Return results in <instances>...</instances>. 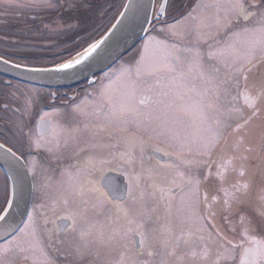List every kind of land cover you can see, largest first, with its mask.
I'll return each mask as SVG.
<instances>
[{"label": "flooded vegetation", "instance_id": "af4514ba", "mask_svg": "<svg viewBox=\"0 0 264 264\" xmlns=\"http://www.w3.org/2000/svg\"><path fill=\"white\" fill-rule=\"evenodd\" d=\"M92 2L97 9L94 14L100 15L99 21L104 17V0H0V58L29 67H47L63 61L77 45L73 44L74 30L81 26L83 29L80 31L85 34L90 28L83 25L88 21L89 3ZM194 2L196 0H167L165 12L154 19L152 24L156 25L152 30L158 31L162 25L160 33L163 34L165 24L184 16L188 4L191 7ZM73 22L77 25L74 30ZM113 66L107 74L101 73L71 86L46 87L8 79L0 74V142L20 155L32 181L30 206L20 228L26 221H32L34 241L31 252L37 259L42 257L44 262L50 261L53 254L60 264H72V257L83 259L96 252L112 259L123 253L135 258L137 264H149L155 251L160 258H167L177 254L185 243L173 239L168 225L173 212L177 214L179 209V204L175 205L173 201L189 185L186 178L192 177L190 172L175 187L154 184L165 210L160 224L161 233L155 244L146 241L150 225L146 228L143 224L149 214L143 198L140 202L144 209L135 223H130L131 231L122 234L121 218L128 217L124 203L130 195L134 199L138 179L149 171L146 168L152 163L169 166L178 160L147 135H139L137 122L132 116L127 117V124L109 117L106 115L110 110L107 102L97 111L102 88L109 85L110 80L114 81V75H110L114 72ZM212 66L215 65L210 62L209 67ZM213 77L212 71L205 69L209 98L229 93L216 89ZM156 87V92L151 90L148 93L152 99L166 97L167 92ZM210 104L214 105L213 102ZM9 110L18 116L15 127L5 115ZM45 114L50 126L41 135L38 124ZM129 137L135 140L132 146L126 143ZM37 140H40L39 145ZM107 175L125 193L120 200L101 195L108 190L105 186ZM160 188L165 191L161 192ZM225 216L226 220L223 224L220 222L221 225L217 219L210 218L211 257L208 264H239L241 249L238 246L232 249L227 241L238 245L244 227L255 229L250 231V235L264 236V219L233 220L228 213ZM78 221L82 223L78 224ZM137 232H142L144 237L146 235L143 245ZM60 236H66V246L79 243L80 251L70 255L69 249L54 250V242ZM95 244L100 246L99 251L88 249L89 245ZM0 246L6 247L5 240L0 242ZM8 258V251L0 252V264Z\"/></svg>", "mask_w": 264, "mask_h": 264}, {"label": "rangeland", "instance_id": "374dc122", "mask_svg": "<svg viewBox=\"0 0 264 264\" xmlns=\"http://www.w3.org/2000/svg\"><path fill=\"white\" fill-rule=\"evenodd\" d=\"M104 1V16L107 11L125 2V0ZM89 4L88 21L83 25L85 28L92 27L100 17L98 13L94 14L97 9L92 5L93 2ZM240 4H243L248 12L256 14L247 21L242 16L237 18ZM172 5L173 2L170 3V6ZM101 7L100 3L99 12ZM260 9H264V3L261 0H196L193 6L185 10L187 13L184 16L175 21H168V24L164 23L163 34L151 30L134 50L113 66V74L118 73L121 68L134 66L144 52L145 41H166L167 52L154 55L166 56L165 62L174 70L168 71L162 68L157 76L148 78L142 87H148L156 92V86H158L167 94L166 97L152 99L150 104L141 108V112L146 113L149 120L137 124V132L142 136L147 135L153 143L160 144L172 154L178 151L176 146L178 140L186 141L194 148L191 152L182 153L185 160L194 161L192 164H182L177 161L169 166H160L152 163L146 168L149 171L138 179L137 192L133 194L134 199L130 195L128 201L124 203L128 208V217L126 215L121 218L122 234L130 232V223H135L138 214L144 209L140 202V198H143L147 202L146 209L149 213L143 224L146 228L150 225V231L145 238L152 245L155 244L161 233L160 224L165 210H163L159 192L154 184L173 185L175 182L177 185L181 183L183 180L177 177V172H183L184 177L190 172L193 178L201 181L199 185L201 203L197 207L195 216L190 214L191 208L195 206L196 189L194 186L188 185L176 195L173 201L175 205L179 204V209L177 214L173 212L168 226L172 229L173 239L181 240L180 242L185 241V243L182 244L177 254L167 256V258H160L159 253L155 251L149 264H208L211 257L210 218L217 219L218 225L223 224L224 219L226 220L225 213H228L233 220L239 218L264 219V100H257L255 106L251 108L246 101V95H255L254 86H259L262 75H264V32L261 31L264 29V21L260 19ZM190 13L193 15L190 16ZM227 21L231 23L224 27ZM76 26L73 22V30ZM169 26H174L176 35L168 31ZM246 28L249 31H243ZM76 29L72 36L73 39L80 38L83 34L80 31L83 29L81 26ZM234 33H239V35H233ZM85 45L78 46L71 52L81 50ZM226 45H233L235 51L233 48H227ZM217 50H222V54L209 55L210 51L216 52ZM249 51L254 56L252 60L254 67L250 72L234 70L239 67V63H243L242 60L233 68L228 67L233 64L236 56ZM210 62L215 66L209 67ZM205 69L212 71L214 76L212 80H216L214 83L216 89L229 93L221 97L209 98V83L205 79ZM112 79L114 80L111 84L112 100L118 108L126 86L123 81L117 79L116 75ZM221 81L226 82L221 83ZM210 102H213L215 107L209 108ZM201 111L209 121L220 120L218 129L220 140L209 155H203L195 150V144L203 134L199 119ZM5 115L15 127L17 114L9 110L5 112ZM245 120L248 121L247 124H244ZM237 124H243V128L233 132ZM149 127L157 128L159 134L146 131L145 129ZM230 157L233 158L231 164H225ZM200 161L205 163H200ZM221 167H223V172H221ZM3 177L6 178L0 170V194L5 190V182L8 184V180H4ZM234 185L241 189L237 193L238 200L233 201L230 209L226 210L223 203L225 194L220 189L225 188L232 191ZM243 185H247V188L242 187ZM205 194H207L206 203L203 202ZM213 196H216L217 200L213 201ZM210 213L215 215H210ZM79 223L82 222L78 221ZM28 224L29 227L19 246L5 244L9 258L4 260V264H60V260L55 259L53 254L48 262H44L42 257L37 259L32 254L31 247L34 241L32 221H28ZM66 243V236L57 237L54 250L69 249L70 255H75V252L80 251L79 243L76 244L77 246L75 242L73 246H66ZM88 249L99 251L100 246L89 245ZM134 259L123 253L112 259L95 252L89 253L83 259L72 257L71 261L72 264H137Z\"/></svg>", "mask_w": 264, "mask_h": 264}, {"label": "snow or ice", "instance_id": "6c2138e0", "mask_svg": "<svg viewBox=\"0 0 264 264\" xmlns=\"http://www.w3.org/2000/svg\"><path fill=\"white\" fill-rule=\"evenodd\" d=\"M262 3H264V0H261ZM256 6V5H253ZM166 8V4L162 5L161 12H163ZM256 13L248 12L247 9L243 6V4L239 5V10L237 12V18L243 17L245 21H247L251 16L255 15ZM260 19L261 21H264V9H260ZM123 15V14H122ZM190 16L193 14L190 13ZM231 21H227L224 24V27H227ZM115 27V26H114ZM169 32H172L173 35H176L174 31V26H169L168 28ZM243 31H249V29H244ZM262 32H264V29H261ZM233 35H239V33H234ZM166 41H145L144 45V52L141 54V58L134 64V66L127 67V68H121L118 70V73L110 74V75H116L118 80H121L125 83L126 91L124 92L121 102L119 104V109H117L116 103L112 100V88L111 84L113 81L110 80L109 85L104 86L101 91V99L99 102V107L97 108V111H100L104 103L107 102L110 105V110L106 114L109 117H115L120 119L124 124L128 123L127 117L130 115L132 116L137 124L141 123L142 121L149 120V117L146 113L141 112V108L146 107L150 101L152 100V97L148 94L151 89L148 87H142L147 81L148 78L155 77L157 74L161 71L162 68H166L168 71H173L174 69L165 61L167 60L166 56H159L154 55L155 53L160 52H167V49L165 47ZM97 45L93 44L81 57V60L84 59V57L88 56L90 52L94 51L96 49ZM227 48H233V45H226ZM222 54V50H217L216 52L210 51L209 55H220ZM170 55V53H169ZM254 56L251 51H249L246 54L238 55L234 58L233 64L228 65V67L233 68V66L239 61H243V63H239V67L234 68L235 71H243V72H250L251 69L254 67L252 64ZM81 60H76L75 63L79 64ZM247 65V67L245 66ZM73 66L72 63H64L60 65L59 67L67 69L71 68ZM203 74V73H202ZM245 80L247 81V77H245ZM226 81H221V83H225ZM255 87V95H246V101L248 103V106L254 107L257 100H264V75H262L261 81L259 86ZM139 94V98H137ZM209 108L215 107V105L209 104ZM235 110V109H233ZM255 115V113H253ZM47 114L41 116V120L44 121L45 127H49V121L46 119ZM200 124L202 128V135L199 139V141L195 144V150L198 153H201L203 155H209L215 149L217 143L220 140V132H219V126H220V120L214 119L212 121H209L207 116L203 113V111L199 114ZM247 120L244 121V124H247ZM243 128V124H237L236 128L233 129V132H236L237 129ZM146 131H151L154 133L159 134L158 129L155 127H149L145 129ZM163 131V130H160ZM43 135V129L42 133ZM174 139H176L174 137ZM36 143L39 145L40 140H37ZM126 143L130 146L134 145L135 140L134 138H127ZM177 149L178 151L176 153H173L171 155H175L176 159L180 161L182 164H192L194 161L185 160L182 153L184 152H191L194 150L193 145L189 144L186 141H177ZM10 151V150H9ZM165 155H170L169 153H165ZM131 158V157H130ZM233 158H229L225 161V164H231ZM200 163H205L204 161H200ZM221 172H223V167H221ZM177 177H179L181 180H185L184 173L183 172H177ZM241 175H243V172H241ZM207 179V177H205ZM186 183L189 185H192L196 189V199L194 200V205L191 210L190 214L192 216L196 215V210L199 204L201 203V200L199 199V185L201 181L199 179H195L193 177H187ZM105 186L108 189L107 191H104L101 193V195L105 197H111L114 200H120L122 197L125 196V193L121 191V188L111 179L105 180ZM173 186H177L175 182H173ZM242 187L247 188V185H243ZM240 187L233 186V190L229 191L228 189L221 188L220 191L224 192V207L225 209H230L231 204L233 201H237V193L240 191ZM160 191H165L164 188H160ZM131 192V188L129 187L128 193ZM212 200H217L216 196L212 197ZM207 202V194L204 196V201ZM9 204H14L15 202L13 200L8 201ZM5 211H10V209H5ZM125 214H126V210ZM210 215H215L214 213H210ZM29 217H31V213H29ZM7 217L0 216V220H6ZM29 227L28 222L26 221L24 223V227L19 228L18 232H16L15 235H11L13 232L12 229H9L8 232L5 233V244L6 245H17L19 246L22 243V238L26 234V229ZM138 228H142V225H138ZM131 231V229L129 230ZM250 231L254 232V228L250 227H244L241 230L240 233V239L238 241V245L234 244L233 241L228 240L227 243L231 245L232 249H235L237 246L241 249L240 251V259L239 264H264V236L258 238L257 235H250ZM11 235V238L8 237ZM137 235H140V244L143 245L144 243V234L142 232H137ZM7 248H4L0 246V252L7 251ZM21 251L23 249L21 248Z\"/></svg>", "mask_w": 264, "mask_h": 264}, {"label": "water", "instance_id": "95a60500", "mask_svg": "<svg viewBox=\"0 0 264 264\" xmlns=\"http://www.w3.org/2000/svg\"><path fill=\"white\" fill-rule=\"evenodd\" d=\"M166 3L167 0H161L156 7V0H125L105 32L68 59L47 67H29L0 58V74L8 79L22 80L46 87L71 86L90 80L99 73L107 74L108 69L146 35L154 19H158L164 13L165 10L161 12V7ZM93 44L97 45L96 49L81 60ZM76 60L81 62L76 64ZM64 63H72L73 66L67 69L59 67ZM38 128L41 132L42 129L43 132L48 130L44 121L39 122ZM0 168L8 179V201L15 202L9 204L7 201L0 213V216L7 217L6 220H0L1 242L5 240V233L9 229L13 230L11 233L13 235L22 225L30 206L32 181L29 170L20 155L2 142H0ZM106 179H109V175Z\"/></svg>", "mask_w": 264, "mask_h": 264}, {"label": "trees", "instance_id": "16d2710c", "mask_svg": "<svg viewBox=\"0 0 264 264\" xmlns=\"http://www.w3.org/2000/svg\"><path fill=\"white\" fill-rule=\"evenodd\" d=\"M122 4L123 3L121 2L118 5H116L114 8L107 11L106 15L101 20H99L95 24H93V26L90 27L85 34L80 35L81 39H79V38L73 39V44H77L76 47L82 46L84 44H87L93 38H96L99 35H101L108 28V26L112 23V21L115 19L116 15L118 14L119 10L122 7ZM92 5L95 6V4H92ZM76 47H74V49ZM136 47L137 46H135L133 48V50ZM3 179L6 180V178H4V177H3ZM4 187H5V190L3 192H1L3 195V199L0 200V210L3 208V206L6 202L7 196H8V184H6V182H5Z\"/></svg>", "mask_w": 264, "mask_h": 264}]
</instances>
